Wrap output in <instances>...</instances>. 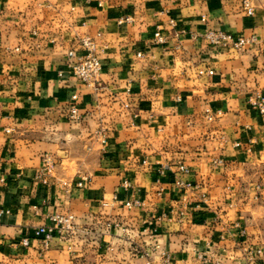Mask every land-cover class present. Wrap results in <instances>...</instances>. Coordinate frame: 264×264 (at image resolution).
I'll use <instances>...</instances> for the list:
<instances>
[{
	"label": "crops",
	"instance_id": "crops-1",
	"mask_svg": "<svg viewBox=\"0 0 264 264\" xmlns=\"http://www.w3.org/2000/svg\"><path fill=\"white\" fill-rule=\"evenodd\" d=\"M249 1L251 14L242 0H0V264H163L137 252L154 241L169 264H240L243 247L264 248V115L249 102L264 96V52L191 36L264 38V0ZM83 35L102 64L90 85L65 63ZM53 212L72 213L75 231L41 250L32 232Z\"/></svg>",
	"mask_w": 264,
	"mask_h": 264
},
{
	"label": "built area",
	"instance_id": "built-area-1",
	"mask_svg": "<svg viewBox=\"0 0 264 264\" xmlns=\"http://www.w3.org/2000/svg\"><path fill=\"white\" fill-rule=\"evenodd\" d=\"M242 6L244 10L251 14L253 7L250 4L249 0H242ZM132 18L130 16H126L119 19V23L126 21L129 22ZM170 24L173 25V21H170ZM193 38H203L206 43L214 50L229 48V49H242L249 45H258L260 50L264 52V38H259L255 34L245 35V34H236L229 31H224L221 29L210 28L207 27L202 32H194L191 35ZM153 42L162 44L166 41V35L162 32V28L160 25H156L153 37ZM77 44L83 49V53L81 55L74 54L73 50H71L65 60L67 71L74 76L80 83L90 85L94 84L98 81L99 75L102 71V64L100 61V57L96 50V41L90 35H83L77 40ZM17 49V48H16ZM141 52H137V56H141ZM199 74L207 73L213 74V69L211 68H200L198 70ZM59 75H62V72H58ZM78 95L73 93L70 96L67 105L68 118L72 121L78 120L80 118V113L77 107ZM250 104L255 107L260 114L264 115V96L256 93L249 99ZM211 119V116H207ZM4 131L6 133H10L12 131L11 128H5ZM145 162V161H144ZM222 160L217 159L216 164H221ZM169 167L168 165H161L159 171L161 173L164 172L165 168ZM177 169L175 174H187L189 172V168L184 163H178L176 165ZM54 168L53 158L49 154H44L42 156V165L40 169L36 173V177L41 180L43 183H48V177L51 175ZM85 178L79 180L77 182L78 186H82L84 184ZM5 182L4 175L1 171L0 166V184ZM122 186L129 187L130 181L128 179L122 180ZM175 184L179 186L187 185V181L180 176H176ZM127 207L138 206L141 204L139 199H131L127 200L124 203ZM182 214V212H179ZM50 223L49 224H41L33 229V236L38 238L41 243V250H44L48 247L49 242L54 234V232H58L60 234H71L75 231V222L74 215L70 212L62 213V212H53L48 216ZM143 223H149L148 219H144ZM244 232V231H243ZM21 245L27 247L30 243V236L24 235L20 239ZM244 250V258L240 264H263L264 262V248L262 245H254L249 247H243ZM137 252L141 256L149 257L152 254L156 253L159 255L161 263L169 264L170 256L169 254L160 247L158 241H154L152 245L147 248L139 249ZM200 258H204L201 254H198Z\"/></svg>",
	"mask_w": 264,
	"mask_h": 264
}]
</instances>
